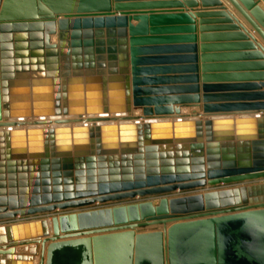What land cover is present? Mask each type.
Wrapping results in <instances>:
<instances>
[{
	"label": "water",
	"instance_id": "obj_1",
	"mask_svg": "<svg viewBox=\"0 0 264 264\" xmlns=\"http://www.w3.org/2000/svg\"><path fill=\"white\" fill-rule=\"evenodd\" d=\"M148 1L0 0V264H264V75L231 74L264 66L208 65L261 56L199 58L194 18L255 37ZM93 47L107 68L40 74Z\"/></svg>",
	"mask_w": 264,
	"mask_h": 264
},
{
	"label": "crops",
	"instance_id": "obj_2",
	"mask_svg": "<svg viewBox=\"0 0 264 264\" xmlns=\"http://www.w3.org/2000/svg\"><path fill=\"white\" fill-rule=\"evenodd\" d=\"M221 2V8L225 9V13L228 15H233L239 23L245 27L250 35H253L255 37V41H252L250 39L245 38H237L238 35L244 36L245 34L238 29V31L232 32L228 31V24L225 23V20L222 18L214 17L207 20V24H203L202 20L198 17H195V26H196V36H197V47H198V55L199 58H201L203 55L208 57H223L230 54H242V55H254V54H260L259 57H248L246 59H242L241 61H236L233 59V61L225 62L220 59H214L208 65H214V66H222V65H240L245 64L248 66H264V53H261L258 49V45L264 46L262 42L256 37V35L250 31V28L244 23V21L227 5V3L224 0H218ZM241 1V4L243 6L247 7L248 9L252 10L254 9L256 12V15L259 19V22L261 25H264V0H239ZM193 4V9H189L187 5H184L182 8L184 11L188 13H193L194 16H196V13L200 12H209L212 8H207L209 6V3H206V0H151L148 2H140V3H176V4H185V3ZM135 24V23H133ZM234 25V22L233 24ZM204 33V34H202ZM202 35H206V40H201ZM245 37V36H244ZM54 40V41H53ZM246 40V41H244ZM104 43L103 50L105 51L107 49L106 46V38L102 39ZM51 43H57V38L53 37ZM243 45L250 46L249 48H242ZM227 47H230L229 49ZM98 47L90 48L87 52L84 48L79 49L77 53H73V50L71 48H68V54L63 55L60 49H57L55 57H48L46 55V52L41 57L42 59V68L43 71H40V74H43L45 77L48 74V69L52 67L56 68V72L59 75H64L65 73H68L70 77L73 74V67H78L80 65L83 69V73H87L86 66L91 63V58L94 61L95 65H102L107 68L108 65V56L105 53L103 55L99 56L96 53V50ZM203 49L205 50L204 52ZM99 57H101L103 60L99 61ZM54 59L53 63H48V60ZM199 67H202L201 62H199ZM65 68H68V71L64 70ZM258 74V75H264V68H261L260 70H251V71H241V72H232L231 74L234 75H240V74ZM202 74L200 73V77ZM41 79V80H45ZM47 80V79H46ZM253 79L248 78L247 81H252ZM60 82H64V79H59ZM264 81V79H262ZM201 85V81H200ZM60 87H66V83L62 85L60 83ZM261 92H264V90H261ZM63 93L60 91V100L62 101ZM187 114H185V112ZM191 111V113H190ZM193 110H182V115H192ZM198 111V110H196ZM138 111H135L137 113ZM139 113V112H138ZM194 113V112H193ZM154 201V200H152ZM156 228L153 229H141L136 231V233H143V232H149L154 231ZM160 230V228H159ZM29 257L28 254H22L20 258L22 260L16 261L18 264H25L26 261L23 260L24 258ZM39 262V256L34 257V263L37 264Z\"/></svg>",
	"mask_w": 264,
	"mask_h": 264
},
{
	"label": "bare ground",
	"instance_id": "obj_3",
	"mask_svg": "<svg viewBox=\"0 0 264 264\" xmlns=\"http://www.w3.org/2000/svg\"><path fill=\"white\" fill-rule=\"evenodd\" d=\"M54 41V40H53ZM139 112V111H138ZM134 113L135 115H140L139 113ZM185 112V111H184ZM190 113H191V111H190ZM185 114H187L186 112H185ZM192 114H193V111H192ZM183 116H186V115H183ZM188 117H191V115H187Z\"/></svg>",
	"mask_w": 264,
	"mask_h": 264
},
{
	"label": "rangeland",
	"instance_id": "obj_4",
	"mask_svg": "<svg viewBox=\"0 0 264 264\" xmlns=\"http://www.w3.org/2000/svg\"><path fill=\"white\" fill-rule=\"evenodd\" d=\"M157 200H154V202H156Z\"/></svg>",
	"mask_w": 264,
	"mask_h": 264
}]
</instances>
